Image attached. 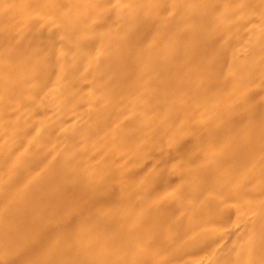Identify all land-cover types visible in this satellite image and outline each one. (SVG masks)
Segmentation results:
<instances>
[{"label": "rangeland", "instance_id": "374dc122", "mask_svg": "<svg viewBox=\"0 0 264 264\" xmlns=\"http://www.w3.org/2000/svg\"><path fill=\"white\" fill-rule=\"evenodd\" d=\"M0 264H264V0H0Z\"/></svg>", "mask_w": 264, "mask_h": 264}]
</instances>
